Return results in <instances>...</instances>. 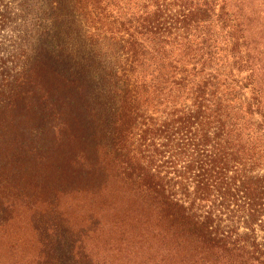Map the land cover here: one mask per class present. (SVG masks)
Masks as SVG:
<instances>
[{"label": "trees", "instance_id": "obj_1", "mask_svg": "<svg viewBox=\"0 0 264 264\" xmlns=\"http://www.w3.org/2000/svg\"><path fill=\"white\" fill-rule=\"evenodd\" d=\"M250 5L0 0V228L17 205L37 214L43 179L97 194L112 172L186 264H264V23L251 31Z\"/></svg>", "mask_w": 264, "mask_h": 264}, {"label": "rangeland", "instance_id": "obj_2", "mask_svg": "<svg viewBox=\"0 0 264 264\" xmlns=\"http://www.w3.org/2000/svg\"><path fill=\"white\" fill-rule=\"evenodd\" d=\"M250 2L254 6L244 13L256 12L252 31L264 23L259 15L264 0H244L245 5ZM42 181L32 197L43 204L37 214L36 208L17 205L9 212L11 221L0 228V264H186L193 254L161 245L160 237L131 210L133 187L112 172L107 187L97 194L73 191L66 180Z\"/></svg>", "mask_w": 264, "mask_h": 264}]
</instances>
